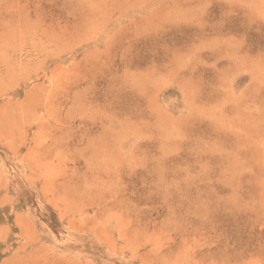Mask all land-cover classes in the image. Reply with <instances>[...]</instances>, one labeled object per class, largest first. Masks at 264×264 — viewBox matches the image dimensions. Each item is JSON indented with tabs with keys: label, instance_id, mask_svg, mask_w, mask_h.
I'll use <instances>...</instances> for the list:
<instances>
[{
	"label": "rangeland",
	"instance_id": "374dc122",
	"mask_svg": "<svg viewBox=\"0 0 264 264\" xmlns=\"http://www.w3.org/2000/svg\"><path fill=\"white\" fill-rule=\"evenodd\" d=\"M0 264H264V0H0Z\"/></svg>",
	"mask_w": 264,
	"mask_h": 264
}]
</instances>
